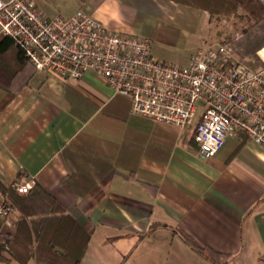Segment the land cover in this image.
Segmentation results:
<instances>
[{"label": "crops", "instance_id": "obj_1", "mask_svg": "<svg viewBox=\"0 0 264 264\" xmlns=\"http://www.w3.org/2000/svg\"><path fill=\"white\" fill-rule=\"evenodd\" d=\"M32 1L48 16L73 3ZM75 3L65 16L83 8L152 41L163 23L198 19L188 21L166 0ZM153 51L165 57L154 42ZM0 81V187L39 183L78 222L91 224L80 264H216L209 249L228 255L219 264H264L263 144L238 133L202 157L194 124L134 112L131 98L92 70L66 80L29 67L10 84L0 66ZM21 215L18 207L1 228L14 231ZM183 244L194 258H182Z\"/></svg>", "mask_w": 264, "mask_h": 264}, {"label": "built area", "instance_id": "obj_2", "mask_svg": "<svg viewBox=\"0 0 264 264\" xmlns=\"http://www.w3.org/2000/svg\"><path fill=\"white\" fill-rule=\"evenodd\" d=\"M0 34L11 36L35 68L66 80L95 71L132 110L187 127L202 157L238 133L264 145V66L245 62L228 42L201 46L187 64L157 56L150 37L112 29L83 8L48 16L32 0H0ZM257 54L264 62V45ZM27 193L31 180L13 183ZM17 205L0 189V222Z\"/></svg>", "mask_w": 264, "mask_h": 264}, {"label": "trees", "instance_id": "obj_3", "mask_svg": "<svg viewBox=\"0 0 264 264\" xmlns=\"http://www.w3.org/2000/svg\"><path fill=\"white\" fill-rule=\"evenodd\" d=\"M207 10L220 18L237 16L243 9L247 25L241 38L227 40L244 55L258 56L264 45V0H174ZM13 57H10V56ZM15 60V62L13 61ZM262 66L264 62L261 60ZM0 66L12 83L25 75L27 68L35 67L24 50L8 35L0 34ZM27 76V75H26ZM3 84V81H0ZM9 86V85H8ZM21 209L22 215L14 231L0 226V264H80L90 238L91 224H82L69 214L61 203L42 185L36 183L27 193H19L13 185L0 187ZM186 239L195 247L192 237ZM216 264L223 263L228 255L207 250Z\"/></svg>", "mask_w": 264, "mask_h": 264}, {"label": "rangeland", "instance_id": "obj_4", "mask_svg": "<svg viewBox=\"0 0 264 264\" xmlns=\"http://www.w3.org/2000/svg\"><path fill=\"white\" fill-rule=\"evenodd\" d=\"M166 1L171 2L176 9L182 11L188 21L191 20L193 15L198 18L197 23L193 24L190 22L181 26L179 21L182 18L178 17L176 22H166L160 25L155 33L153 42L155 46L161 49L165 54V57H159L179 64H186L190 54L198 47L211 46L226 42L230 39L241 38L243 29L246 28L247 25V16L243 9L239 10L237 16L233 15L228 19L220 18L217 15H211L207 10L202 8H196L174 0ZM68 2H71V0ZM76 4L75 0H73L70 6L63 8L59 13L66 15ZM195 24H197V26H195ZM176 27L182 29L184 33L182 37H179V34L176 33ZM236 50L241 58L249 65L253 67L262 66V62L257 56L253 54L247 56L242 54V48H236ZM188 249L189 248L183 244L181 248L183 259H187L188 255L189 258L195 257L196 254ZM189 251H191V255ZM197 257L198 261H203L204 259L202 254H198Z\"/></svg>", "mask_w": 264, "mask_h": 264}]
</instances>
